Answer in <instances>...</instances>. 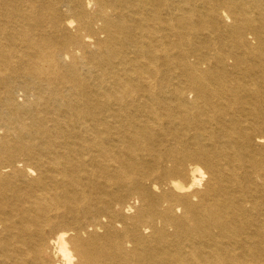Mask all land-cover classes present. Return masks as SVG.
Segmentation results:
<instances>
[{
	"label": "bare ground",
	"instance_id": "obj_1",
	"mask_svg": "<svg viewBox=\"0 0 264 264\" xmlns=\"http://www.w3.org/2000/svg\"><path fill=\"white\" fill-rule=\"evenodd\" d=\"M0 264H264V0H0Z\"/></svg>",
	"mask_w": 264,
	"mask_h": 264
}]
</instances>
